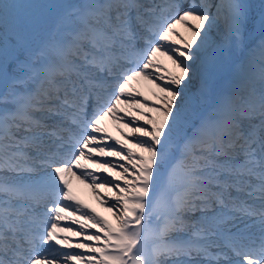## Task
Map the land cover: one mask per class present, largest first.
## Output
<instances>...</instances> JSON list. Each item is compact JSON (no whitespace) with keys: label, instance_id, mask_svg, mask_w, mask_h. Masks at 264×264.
<instances>
[{"label":"snow or ice","instance_id":"snow-or-ice-1","mask_svg":"<svg viewBox=\"0 0 264 264\" xmlns=\"http://www.w3.org/2000/svg\"><path fill=\"white\" fill-rule=\"evenodd\" d=\"M0 264H264V0H0Z\"/></svg>","mask_w":264,"mask_h":264},{"label":"bare ground","instance_id":"bare-ground-1","mask_svg":"<svg viewBox=\"0 0 264 264\" xmlns=\"http://www.w3.org/2000/svg\"><path fill=\"white\" fill-rule=\"evenodd\" d=\"M148 86L145 85L144 86V90H147ZM125 131H127V129H125ZM113 136H119L117 135V133H113ZM113 161L115 163H125L127 165V162L124 161H119L117 158H112ZM102 173H97V175H101ZM73 189L75 194L77 195V197L82 200L86 205H89L90 208L95 209L96 213H99L101 216L107 217L110 220V215H112V213L107 211V206L104 204H101L97 198L95 193L92 191L91 188H89L87 186V184H81L79 181H76L75 179H73ZM101 195L104 194L103 190H100ZM111 203V201H110ZM77 215H79V213H77ZM67 222H61V226H64V224ZM73 228L78 230V225H73ZM94 231V230H93ZM61 235H65V234H61ZM76 239H82V238H73V240L75 241ZM75 251V249H74ZM82 251V250H81Z\"/></svg>","mask_w":264,"mask_h":264},{"label":"rangeland","instance_id":"rangeland-1","mask_svg":"<svg viewBox=\"0 0 264 264\" xmlns=\"http://www.w3.org/2000/svg\"><path fill=\"white\" fill-rule=\"evenodd\" d=\"M45 2H56V3H65V4H72L73 2H76V3H78V2H80V0H46ZM145 91H147L146 89H145ZM109 130L111 131V132H113V133H117V132H115V130L114 129H112V127H111V122H109ZM117 135H119V133H117ZM179 176H180V173L178 172L177 173V179H179ZM110 221H113V222H115L114 221V219H113V216L112 215H110Z\"/></svg>","mask_w":264,"mask_h":264}]
</instances>
